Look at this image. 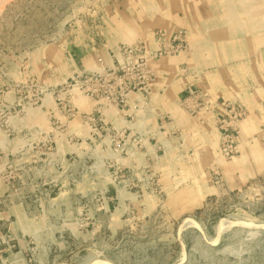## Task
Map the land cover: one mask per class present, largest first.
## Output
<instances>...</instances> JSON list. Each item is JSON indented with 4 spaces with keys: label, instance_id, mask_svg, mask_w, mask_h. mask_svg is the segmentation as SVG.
<instances>
[{
    "label": "rangeland",
    "instance_id": "obj_1",
    "mask_svg": "<svg viewBox=\"0 0 264 264\" xmlns=\"http://www.w3.org/2000/svg\"><path fill=\"white\" fill-rule=\"evenodd\" d=\"M0 264H264V0H0Z\"/></svg>",
    "mask_w": 264,
    "mask_h": 264
},
{
    "label": "crops",
    "instance_id": "obj_2",
    "mask_svg": "<svg viewBox=\"0 0 264 264\" xmlns=\"http://www.w3.org/2000/svg\"><path fill=\"white\" fill-rule=\"evenodd\" d=\"M260 34V33H259Z\"/></svg>",
    "mask_w": 264,
    "mask_h": 264
}]
</instances>
